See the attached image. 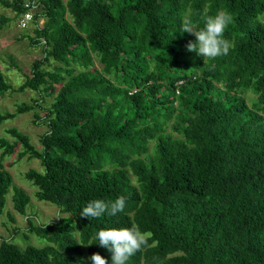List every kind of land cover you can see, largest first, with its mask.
I'll list each match as a JSON object with an SVG mask.
<instances>
[{"label":"trees","instance_id":"obj_1","mask_svg":"<svg viewBox=\"0 0 264 264\" xmlns=\"http://www.w3.org/2000/svg\"><path fill=\"white\" fill-rule=\"evenodd\" d=\"M22 1L0 3L18 17ZM218 10L234 17L225 31L233 46L204 63L186 50L195 37L181 33V17L188 13L202 26V15ZM258 11L264 0H37L28 38L43 46V56L18 90L52 95L45 115L35 116L45 118L47 131L38 150L9 127L13 142L0 136V149L20 145L21 155L40 160L42 169L26 177L35 196L65 217L30 226L47 242L41 247L0 239V264H91L96 252L111 264L94 234L132 224L148 235L149 247L127 264H264ZM9 19L1 16L0 27ZM45 61L51 69L42 68ZM10 88L0 69V94ZM35 107L37 99L0 112V122ZM10 189L24 214L29 196L0 167V215ZM119 196L126 197L124 212L80 217L89 201Z\"/></svg>","mask_w":264,"mask_h":264},{"label":"rangeland","instance_id":"obj_2","mask_svg":"<svg viewBox=\"0 0 264 264\" xmlns=\"http://www.w3.org/2000/svg\"><path fill=\"white\" fill-rule=\"evenodd\" d=\"M1 16L10 18L0 27V69L11 88L0 94V112H15L17 106L32 105L35 99L39 100L40 107L18 113L14 117L0 122V136L13 142L12 136L6 132V129L15 127L27 134L31 143L40 150L39 139L47 131V124L44 123L45 118L36 120L35 116L36 114L45 115L46 109L44 108L50 106L52 95L46 94L45 91L39 93L30 88L18 90V87L30 75L33 61L42 58L43 46L32 44L28 38V36L34 35L32 22L27 28H19L17 17L12 9L4 7L0 3ZM42 22L43 19L39 21V23ZM93 57L97 64L94 55ZM42 68L51 69L46 61L42 63ZM244 96L249 104L255 99V94L250 90L246 91ZM165 131L173 136H179L170 127H166ZM20 153V145H17L12 153H3V149H0V167L10 173L13 185L22 188L30 199L24 214H21L15 210L11 198L12 189L9 190L3 213L0 215V239L11 241L20 248L29 244L41 247L47 242L30 231V226L56 221L60 217H65V214L60 212L57 205L39 200L35 196L37 188L27 179L26 172L29 169L41 170L40 160ZM130 177L132 178V175Z\"/></svg>","mask_w":264,"mask_h":264},{"label":"clouds","instance_id":"obj_3","mask_svg":"<svg viewBox=\"0 0 264 264\" xmlns=\"http://www.w3.org/2000/svg\"><path fill=\"white\" fill-rule=\"evenodd\" d=\"M201 20L202 26L194 21L190 14L182 15L181 33H188L195 37L194 41H188L186 50L203 57L204 63L217 57L227 56L233 45L225 37V31L234 20L232 13L226 10H218L215 15H210L205 12ZM255 20L264 26V12L258 11ZM125 207L126 197L124 196L109 201L94 199L82 208L80 217L99 218L105 213L116 216L118 213L124 212ZM93 239L111 254V264H127L137 252L149 247L148 235L135 224L123 228H101L94 234ZM88 259L91 264H108V259L99 252L91 254Z\"/></svg>","mask_w":264,"mask_h":264},{"label":"built area","instance_id":"obj_4","mask_svg":"<svg viewBox=\"0 0 264 264\" xmlns=\"http://www.w3.org/2000/svg\"><path fill=\"white\" fill-rule=\"evenodd\" d=\"M22 6L23 11L17 17V26L23 29L27 28L33 20V13L37 6V0H23Z\"/></svg>","mask_w":264,"mask_h":264}]
</instances>
